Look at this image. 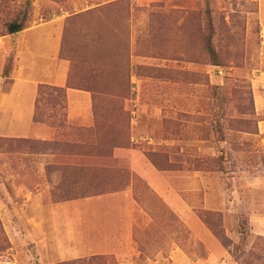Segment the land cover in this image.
Returning <instances> with one entry per match:
<instances>
[{
  "label": "rangeland",
  "instance_id": "1",
  "mask_svg": "<svg viewBox=\"0 0 264 264\" xmlns=\"http://www.w3.org/2000/svg\"><path fill=\"white\" fill-rule=\"evenodd\" d=\"M28 54L36 64L22 69ZM41 59L47 70L38 71ZM65 66L66 87L41 82ZM14 80L38 81L32 121L57 133L50 144L0 138V201L14 205L12 219H0V252L7 232L23 250L42 235L41 226L28 230L26 203L49 180L44 168H62L60 190L131 194L117 216L131 244L122 256L82 255L114 252L107 241L118 230L105 220L101 237L82 245L70 229L77 246L58 264H264V29L255 1L0 0V86ZM67 88L89 93L84 119L70 122ZM18 124L7 126L28 132ZM61 154L80 160L76 180ZM138 161L174 186V216L133 171ZM152 207L165 209L159 221ZM17 253L4 255L37 264Z\"/></svg>",
  "mask_w": 264,
  "mask_h": 264
},
{
  "label": "crops",
  "instance_id": "2",
  "mask_svg": "<svg viewBox=\"0 0 264 264\" xmlns=\"http://www.w3.org/2000/svg\"><path fill=\"white\" fill-rule=\"evenodd\" d=\"M256 2V18L260 25H262L264 29V0H252ZM30 32H34V30H30ZM29 33V32H28ZM37 35L33 34L32 36H39L38 40L41 39L40 37V31L35 32ZM24 31L20 32L21 39L24 38ZM26 34V33H25ZM18 35V36H19ZM24 40H26L24 38ZM42 41V39H41ZM44 42V41H43ZM28 45L31 46L30 42H28ZM48 51V50H47ZM31 52V51H30ZM45 53L44 52H41ZM44 55V54H42ZM24 62H22L20 65V68H28L29 69L34 67L36 64V61H33V59H29V54L27 58L24 57ZM39 69L38 71L45 70L44 67L46 66L44 63L47 62L46 60L42 62V59L40 60ZM68 66V65H67ZM65 66L64 69L61 70H55L51 69V73L54 74V78H49L47 80H40L46 85L54 86V87H66L67 83V75H68V67ZM47 67V66H46ZM48 69V68H47ZM46 69V70H47ZM38 83V81H37ZM36 81L29 82L27 80L22 81H10L9 84H7V88L4 86H0V138L1 137H27L32 140H40L41 142H45L50 144L49 142H52L54 139V135H56V131H51L49 127H42L40 124H35L32 121V102L34 101V98L37 95V88L38 84ZM40 83V82H39ZM3 85V83L1 84ZM7 90V92H6ZM20 92V93H19ZM28 93L29 96V102H22L23 96ZM15 96V97H14ZM88 96V97H87ZM19 97V98H18ZM66 98L67 103L69 107V119L74 117V120L77 121V119H84L86 117V113L89 114L91 111V103H90V97L89 93L76 91L75 89L67 88L66 91ZM19 101V104H12L11 102ZM11 101V102H8ZM13 105L21 106V108H26V113H21V115H25L22 117H19L20 115V109H13ZM9 110V111H8ZM70 113H74L70 114ZM72 118L70 119V122H72ZM18 125H25V127L28 129L27 133H15L12 131L10 127L7 125L10 124H16ZM11 129V130H10ZM56 132V133H55ZM121 150V149H117ZM72 155V154H71ZM59 157H62V160L64 162H61L58 160V162H61V164H66V162H72L74 163V168H63L64 171L70 172L68 176L70 179L76 180L77 178H73L74 175L77 176L76 172L79 171V167H81L80 160L77 161V157L74 154V156H70L69 158L66 155H59ZM67 157V158H66ZM81 158V157H79ZM94 160L89 159L87 162H93ZM78 162V163H77ZM60 164V165H61ZM41 165V164H40ZM39 165V166H40ZM92 165V164H91ZM64 167V166H63ZM136 170L133 169L135 174L141 178V180L145 183L146 188L152 192L158 199L162 200V203L164 204V208L169 211L170 216H174V186L172 183L164 176L162 172L156 170L152 166H149L144 161H138L136 165L134 166ZM45 173V177L49 180L47 182H43L40 180L37 181V185L41 190H36V192L31 193L30 201L26 203L28 213L26 221H29L28 230L33 228L31 224H35L36 228L38 226H41L43 231L42 235L33 237L32 240L27 242V248L24 247H18L17 243L19 240L18 234H10V232H7L9 237V245L5 246L7 247L4 252H0V264H22V261L12 260L8 258L6 255H4L6 252H20V249L24 254L28 253L29 256L26 255V258L32 259L34 263L37 264H58L60 262L64 261L65 254H68L69 246L70 248H73L76 244L71 242L69 239L75 238L71 232L76 233L77 235H81V237L84 240H81L80 243L83 245L85 242H90L89 239L95 240L101 237V232L99 227H101L102 222L105 220H109L111 224L115 226V228L118 230L116 232L117 236H111L109 242V246H113L114 252L111 249H106L104 251H97L94 250L93 247L92 250H89L86 253L88 255H109L111 253H115L117 256H122L126 253V250L129 247L130 243V234L127 233L129 227L125 226L124 229H120V226L118 227L117 222H120L119 213H122L121 204H123L122 200L124 198H128L126 202H130L128 205L131 204V201H128L131 199V194L123 195L124 192L121 191H115V192H107L103 194H97V195H89L86 196H76L73 194V190L75 189L76 185L75 183L69 185L68 190H60L62 186H65V182H63L62 177L65 176L62 173L61 170H56V173L45 172V168L43 169ZM58 172V173H57ZM73 172H75L73 174ZM80 172V171H79ZM41 173V170L39 171ZM161 173V174H160ZM63 174V175H62ZM42 175H40L38 178H41ZM78 177V176H77ZM164 178V179H163ZM158 182V184H156ZM170 183V190L169 188ZM12 184V183H11ZM9 183V185H11ZM45 184V186L43 185ZM59 184V187H58ZM3 185H0L4 187ZM55 187H58V189H55ZM124 191V190H123ZM75 195V196H74ZM3 199L0 201V219H12V214L14 210V205L8 206L4 204ZM182 206V205H181ZM12 208V211H11ZM163 207L155 208L152 207V213L156 217V221H159V214L160 212H163L165 210ZM18 209V208H17ZM166 211V212H167ZM75 212H78L77 216H74L73 214ZM92 215L91 218L95 219V224H88L86 221L89 219V217H86V215ZM88 218V219H87ZM162 219L165 218V216H161ZM73 219V220H72ZM72 221H76L75 224L71 225ZM32 221V222H31ZM37 221V222H36ZM93 223V222H92ZM19 227V225L17 224ZM52 227V229H51ZM67 227V228H66ZM97 227V228H96ZM70 229L72 230L70 232ZM24 231L23 229H21ZM113 230V229H112ZM36 234H39V230L35 229ZM130 232V231H129ZM63 234H67L66 237H63ZM13 235V236H12ZM126 235V238L123 237ZM90 239V240H91ZM60 240V243H59ZM73 245H70V244ZM68 246V247H67ZM77 246V245H76ZM17 253V254H18ZM178 255L175 256V259H177ZM171 260L174 261V250L172 251V254L170 255ZM24 259V257H22Z\"/></svg>",
  "mask_w": 264,
  "mask_h": 264
},
{
  "label": "trees",
  "instance_id": "3",
  "mask_svg": "<svg viewBox=\"0 0 264 264\" xmlns=\"http://www.w3.org/2000/svg\"><path fill=\"white\" fill-rule=\"evenodd\" d=\"M10 31H11V33H15V32H18L19 31V27H18V25H12L11 27H10Z\"/></svg>",
  "mask_w": 264,
  "mask_h": 264
}]
</instances>
